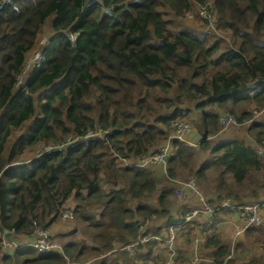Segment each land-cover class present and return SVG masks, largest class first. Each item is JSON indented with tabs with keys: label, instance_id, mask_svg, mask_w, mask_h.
<instances>
[{
	"label": "trees",
	"instance_id": "16d2710c",
	"mask_svg": "<svg viewBox=\"0 0 264 264\" xmlns=\"http://www.w3.org/2000/svg\"><path fill=\"white\" fill-rule=\"evenodd\" d=\"M208 1L13 0L1 11L0 238L8 232L17 242L31 240L37 226L47 229L60 220L69 210L70 197L80 208L75 211L79 212L77 218L88 219L82 221L86 226L95 225L89 228L87 242L76 234L75 241L64 245L72 264H94L90 257L110 252L115 239L121 249L137 243L140 235L148 233L142 230L146 219L167 214L168 226L173 221L166 200L170 192L159 193V208L150 207L145 199L156 190V180L145 168L123 165L116 172L107 168V174L113 173V197L104 201L94 193L104 179L105 158L116 163L117 156L135 161L158 149L172 134L177 116L191 109L202 116L205 139L199 141L201 152L210 150L212 155L192 175L203 179L206 170H219L218 187L233 196L228 199L234 205L247 203L239 202L241 198L231 188L228 191L227 173L235 187L256 186L251 190L264 191V174L259 178L264 157L255 150L264 147V121L246 126L247 139L219 141L214 148L208 142L220 131L222 112L232 113L238 125H243L251 119L252 104L264 107V0H212L219 28L229 30L233 38L232 48L225 52H220L223 49L217 42L185 30L170 31V22L163 17L165 13L180 17L190 2L205 5ZM49 18L52 44L46 59L31 72L24 90L17 92L26 55L36 46ZM68 33L76 35L73 42ZM30 120L32 125L23 133ZM109 128V143L95 138L62 150L55 147L72 133L80 136ZM16 131L21 134L11 143ZM171 143L174 153L168 158L167 175L161 179L164 183L180 175V167L183 172L191 170L188 165L194 157L182 142L173 139ZM41 145L38 157L20 160L28 149ZM48 146L52 149L46 150ZM154 173L157 175L156 170ZM128 195L137 203L133 210L126 208ZM253 196L258 199L259 193ZM222 200L207 203L214 207ZM102 203L108 211L99 213L98 220L83 214ZM231 215L237 217L228 210L216 214V224H225L220 218ZM230 225L233 236L236 228L232 222ZM243 225L241 221L239 227ZM251 228L256 226L248 230ZM202 229L204 244L198 245L209 251L206 264H232L228 244L205 225L197 233ZM190 230L191 241L197 233L190 234ZM122 255L140 261L148 256V261L153 259L152 249L140 258L137 252L126 250ZM178 262L176 253L174 263ZM257 263L252 258L240 264ZM0 264L67 263L58 253L36 254L32 247L9 252L0 246Z\"/></svg>",
	"mask_w": 264,
	"mask_h": 264
},
{
	"label": "rangeland",
	"instance_id": "374dc122",
	"mask_svg": "<svg viewBox=\"0 0 264 264\" xmlns=\"http://www.w3.org/2000/svg\"><path fill=\"white\" fill-rule=\"evenodd\" d=\"M88 1V0H87ZM210 7L212 8V0H210ZM161 9V8H160ZM203 13L206 18H203L200 13ZM164 19L169 20V30L172 32L179 31V30H185L190 34H193L198 37H203L207 39L210 43L217 42L221 49L220 52H225L232 48V42L233 38L230 31H215L213 28L215 26V20L214 16L208 13L207 11H203V8L201 5H198L194 2H190V8L186 9L184 13L180 17L173 16L171 14L165 13L163 16ZM50 18L45 22L43 28L42 34L39 36L38 41L36 43V47L29 53V56L27 58L28 62H32L35 58L36 51H38L39 47L41 46V43H39V39H44L46 35L48 37L52 36L51 33L48 32ZM250 111V117L251 119L248 122H245L243 125H230L227 126L225 124L224 127L220 126L219 133L214 136L213 138H208V142L211 147H215L217 145V142L223 141V140H229L232 138H243L247 139L248 136L246 135L245 129L246 126L252 122L255 121H264V107H257L256 105H251L249 107ZM263 110V112H261ZM256 112L254 115L253 112ZM226 114V113H225ZM33 120H30L27 125H24V129L22 130L23 133L32 125ZM178 123H180L182 126L189 127V133H184L181 137H178L176 135V131L173 128V132L170 135L173 139L178 140L179 142H182L185 146L189 147L192 152L194 153L193 159L189 162L188 168L191 170H186L183 172L182 168H178L179 174L175 177H172L168 179L166 183L162 182L161 179L166 177L167 175V169L165 170H159L155 169L157 171V175H155L154 170H148L150 171V176L152 178H155L156 180V190L153 191V193L145 199V202L152 208H159L158 203L159 202V193L166 190L169 191L170 194L166 198L168 202L170 203L169 206V215L171 216L172 220L174 218H180L182 215H179L181 211L185 210V205H181L180 202H190L191 206L195 209L200 208L197 207L196 202H206L207 200H212L213 202H218L222 199L226 198H232L233 196H227L226 195V189H220L218 187V178H217V172L219 170H212L208 169L205 171V177L203 179H197L195 176L192 175V172H194L196 169L203 168L205 164L210 162L212 155L209 152H201V148L199 144H197V140L200 139L202 135V120H201V114L200 111L191 109L188 111L187 114L185 112L181 117L178 119ZM27 127V128H26ZM20 131H16L15 134L11 136V143H14L17 138L20 135ZM72 136H69L64 141L61 140L60 143L57 144V146H61L65 148L68 144L72 143ZM170 141L164 142L163 146H160L158 149L164 147L165 145L169 146L171 149V153L173 155L174 153V147ZM44 147V145L39 146L38 148L34 147L32 150L28 149L21 157L20 160H26L29 162L30 159L34 158L37 155V152H41V150ZM40 148V149H39ZM37 149V150H36ZM36 150V151H35ZM255 150L257 151L258 155L260 157H264V154L260 155L259 153L264 150V147L261 148L259 146H256ZM155 151V150H153ZM171 155V156H172ZM119 157V161L113 162L109 158L104 159V165L102 170V177L104 178L101 183V188L99 191L94 193V196H101L104 201H107L111 199V188H112V179H113V173L109 171L107 168H111L112 170L122 168V166L125 164V162H131L130 160H124ZM264 166V165H263ZM182 173V174H181ZM219 173V172H218ZM264 174V169H262L259 173V178ZM226 182H227V188L228 191L231 190L233 193H235L237 196L241 198L239 202H246L251 203L259 200H264V191H258L251 190L252 188L256 186H243V187H235L233 185V179L231 178V175H228V173L225 176ZM119 182V180L116 182ZM183 188V189H182ZM259 193V198L256 199L253 196V193ZM186 193V194H185ZM252 195V196H251ZM130 195L125 197V205L126 208L133 210V208L136 206L135 200L130 199ZM113 197V196H112ZM238 200V199H237ZM75 198L70 197L67 202V208L73 212L72 219L62 220L61 217L60 220L56 221L54 224L50 226V228H47L46 231L51 236V241L55 244L56 249L55 253H58L61 257H63L66 260L67 264H72L70 261L67 260L66 254L63 252L64 245L68 242L75 241L76 234L80 235V238L86 242L89 240L87 238V234L89 233L90 226L94 227V224L88 225L86 221L88 219H78L77 214L79 212L77 209L79 208L78 203L74 202ZM165 202V199L163 200ZM96 206V205H95ZM92 208V212L89 210H86L83 212V214L86 216H93L96 220H98V214L105 213V205L102 203L99 206ZM80 210V208H79ZM159 215V214H158ZM167 219L168 215L163 214L159 215L155 218L150 219V222H147L144 224L142 230H147V235H140V238H144L145 242L141 245L140 248H135L132 250L131 246H128L124 249L120 248V244L116 242V239L113 242V249L110 252H106L98 257H90V263L98 264L100 261H105L106 264H154L152 260H155L157 264H166L167 262V255H168V249L164 247V245L159 244L160 239L164 236H166V228H167ZM194 221L192 223L185 224L182 229L178 230L176 233V238L174 242V250L175 253H178L179 262L178 264H192V260H198L197 264H206L207 260L209 259V251L205 250L200 247V245L204 244L205 234L204 232L200 231L197 233V230L204 226L205 223V216L200 211L197 214H190V218ZM220 220L225 221L226 223L223 225H220L216 230V234L218 236H221L224 240L225 244H228V247L230 249L229 257L232 258L233 263L232 264H240L245 261H249L250 259L254 258L258 260L257 264H262V261L264 260V223H262L261 226L257 228H251L250 230H244V232H241L240 234H237V231L235 230L233 232L232 236V226L230 225V222L238 221V218L234 215L227 216V217H221ZM240 224L238 221L236 225ZM190 230V234L197 233L196 237H201L199 242L202 243L198 245L197 247L194 246L193 240L195 239V236L191 239V241L188 239V231ZM242 229V228H240ZM239 229V230H240ZM75 230V231H74ZM38 231V229L34 230L32 233V236ZM75 232V233H73ZM143 232V231H142ZM201 233V234H200ZM67 234V235H66ZM22 240V239H20ZM92 240V239H90ZM135 246V245H133ZM137 247V246H135ZM149 249H152V255L153 259L151 261H148V258L142 259H136L135 257L131 256H123L122 251L126 250L129 254H133L134 252H137V258L142 257L143 253H147ZM141 255V256H140ZM228 257V258H229ZM189 258V261L188 259ZM169 260V259H168ZM74 264V263H73ZM168 264V262H167ZM175 264V263H173Z\"/></svg>",
	"mask_w": 264,
	"mask_h": 264
},
{
	"label": "clouds",
	"instance_id": "9594fccd",
	"mask_svg": "<svg viewBox=\"0 0 264 264\" xmlns=\"http://www.w3.org/2000/svg\"><path fill=\"white\" fill-rule=\"evenodd\" d=\"M202 6V8H203V11H207L208 13H210L211 15H213L214 16V20H215V26H214V30L215 31H225V30H222V29H220L219 28V26H218V20H217V15H216V12H215V10H214V8L212 7H210V1H208V2H206V4L205 5H201ZM204 18V17H203ZM68 37L70 38V40L73 42L75 39H76V35H73V34H70V33H68ZM44 38H46V44L45 45H42L41 44V46L39 47V49L38 50H43L44 52H45V54H44V59H43V61L41 62V64L39 65V66H41L42 65V63L45 61V59H46V54H47V50H48V48L51 46V44H52V39H50V37H48L47 35H46V37H44ZM64 38H66V34L64 35ZM202 38V37H201ZM40 41H41V39H39V43H40ZM36 47V46H35ZM34 47V48H35ZM33 48V49H34ZM32 49V50H33ZM31 50V51H32ZM30 51V52H31ZM29 52V53H30ZM29 53L26 55V59H25V73H24V82H23V84H20V85H17L16 84V91L17 92H19V91H23L24 90V88H25V85H26V81H27V79L29 78V76H30V74H31V72L34 70V69H36V68H38V67H34V68H27V58H28V56H29ZM46 90H49V89H46ZM226 113V114H225ZM183 114V111H182V113L181 114H179L178 116H177V119L173 122V127H174V129H175V131H176V135L178 136V137H181L185 132L186 133H189V127H187L186 128V126H182L180 123H178V119L181 117V115ZM200 114H201V112H200ZM229 116H231V117H233V119H234V123L232 124V123H230V124H228L227 126H230V125H238V122H237V120H236V118L234 117V115L232 114V113H230V112H228V111H224V112H222L220 115H219V117H218V121H219V125L221 126V127H224L225 125H224V123H223V120L224 119H226V118H228ZM201 118H202V116H201ZM98 130H100V131H102L103 132V135H96V136H94V137H92V138H86V134H87V132L84 134V135H74L73 133L72 134H70L69 136H72V143H70V144H68L66 147H68V146H70V145H73V144H76V143H79V142H82V141H86V140H90V139H95V138H100L102 141H104V143H109V141H108V139H109V135L111 134V131H112V129L111 128H109V129H106V130H101V129H97V130H95V131H92L93 133L94 132H96V131H98ZM202 134H203V131H202ZM69 136H66L65 138H63L62 139V141H64L65 139H67ZM201 138H204L205 139V136H202L201 135V137H200V139L199 140H197L196 142H197V144H199V141L201 140ZM166 140L164 141V142H166L167 141V143H168V141H170L169 143H171V141L173 140V138L172 137H166L165 138ZM61 142V141H60ZM59 142V143H60ZM172 144V143H171ZM57 145V144H56ZM55 145V146H56ZM163 146V145H162ZM160 147V146H159ZM158 147V148H159ZM164 148H166L167 149V151H168V155H167V157H166V160H165V164H158V163H154V164H147V165H142V160L144 159V158H146V157H148V156H151V155H154V154H157V153H160V151L161 150H163ZM64 149V148H63ZM59 150V149H58ZM62 150V149H61ZM256 154L258 155V153H257V151H256ZM171 155H172V153H171V149H170V147L167 145H165L164 147H162V148H160V149H156L155 151H151V152H149V153H147V154H145V155H143V156H141V157H139L137 160H135V161H131V162H125V164H124V166H126V167H128V168H132V169H146V170H155V169H159V170H165V169H167V163H168V158L169 157H171ZM39 156V152H37V155L35 156V157H38ZM259 156V155H258ZM183 189V188H182ZM257 203H264V200H259V201H255L254 203H248V204H244V205H252V204H257ZM180 204L181 205H185V210L184 211H181L180 212V214L179 215H182L180 218H174L173 219V221L167 226V228H166V236H164V237H162L161 239H160V242H159V244H162V245H164V247L165 248H167L168 249V255H167V262L168 263H170V261H172V263H170V264H173L174 263V255L176 254L175 253V250H174V242H175V238H176V233L178 232V230H180V229H182V227L185 225V224H188V223H192L194 220L193 219H189L190 218V214L193 212V210H194V208L191 206V204H190V202H180ZM66 211H69V212H71V214H72V217H73V212L71 211V210H66ZM236 216H237V218H238V215L236 214ZM182 218V220H181V222H180V219ZM217 218V217H216ZM261 218H262V223H264V208H263V210H262V212H261ZM72 219V218H71ZM238 221L239 222H241L240 221V219L238 218ZM147 222H150V220L149 219H146V223ZM262 223L259 225V226H261L262 225ZM205 225V227L207 226V228L209 229V231H213V232H216L217 230V228L220 226H218L217 224H216V221H215V217H213V218H207L206 217V223L204 224ZM239 225L240 224H238V225H236V221H235V228H236V231H237V234H239L240 232H244V230H248L249 228H250V226L248 227V228H246V229H244L243 230V228L242 229H240V227H239ZM259 226H256V228L257 227H259ZM240 229V230H239ZM202 232H204L203 231V229H202ZM5 233V232H4ZM5 234H7L6 236L7 237H10L11 238V236H10V234H8V232L7 233H5ZM204 234H205V232H204ZM147 234H145V236H146ZM171 239V243H169L168 241ZM202 239V238H201ZM199 240H200V237H196L194 240H193V242H195L196 243V246L199 244ZM144 242H145V240H144V238H139V241L137 242V243H135V244H131L130 246H131V248H132V250L135 248V246H137L138 244H139V248L141 247V245L142 244H144ZM133 245H135V246H133ZM34 249V248H33ZM127 249V248H126ZM63 252H64V249H63ZM51 253H55V251H52ZM36 254H39V253H37V251H36ZM48 254V253H47ZM169 259V260H168ZM68 260V259H67ZM167 262H166V264H167ZM191 262H193L192 264H197V262H198V260H196L195 261V259L194 260H192Z\"/></svg>",
	"mask_w": 264,
	"mask_h": 264
},
{
	"label": "built area",
	"instance_id": "2783aa9c",
	"mask_svg": "<svg viewBox=\"0 0 264 264\" xmlns=\"http://www.w3.org/2000/svg\"><path fill=\"white\" fill-rule=\"evenodd\" d=\"M13 0H0V13L1 11L10 3H12ZM103 11L109 12L107 9H103ZM200 15L204 18L206 16L203 15L201 12ZM46 38L41 39L40 43L42 45L46 44ZM44 54L45 52L43 50H38L36 51V55L34 60L30 63L27 61V68H34L38 67L41 62L44 59ZM25 73V72H24ZM24 73L18 78L17 80V85L23 84L24 82ZM264 110V109H263ZM261 110V112H263ZM254 115L256 112H253ZM224 125H228L230 123H234L233 117L229 116L228 118L223 120ZM96 135H103V132L98 130L96 132L88 131L86 134V138H92ZM56 149H63L61 146H55ZM46 150L52 149L50 146L45 148ZM260 155L264 154V150H262ZM168 155V151L166 148L160 151V153L148 156L142 160V165H147V164H165L166 157ZM199 209L193 210L192 214H197L200 211L202 214H204L205 217L207 218H213L216 214L222 213L224 210L232 211L235 214L238 215V218L240 221L243 222V230L248 228L249 226H259L262 223V218H261V212L264 208V203H257V204H252V205H234L230 199L226 198L223 199L220 203L214 205V207L209 206L208 203L206 202H200V204L197 206ZM72 214L69 211H64L61 214V219L62 220H67L71 219ZM38 229L36 233L32 236L31 240H28L27 242H17L14 239H11L10 237H7L6 234L2 235L0 238V246H3L4 249L8 250L9 252H13L16 249H21V248H26V247H32L34 248L37 253L39 254H47L51 253L52 251H55L56 246L55 244L50 240L51 236L48 234L46 229L42 228L41 226H37L34 230ZM33 230V232H34ZM171 243V239L168 241ZM196 261V260H195ZM172 263V261H170ZM168 263V264H170Z\"/></svg>",
	"mask_w": 264,
	"mask_h": 264
},
{
	"label": "crops",
	"instance_id": "0c3cea01",
	"mask_svg": "<svg viewBox=\"0 0 264 264\" xmlns=\"http://www.w3.org/2000/svg\"><path fill=\"white\" fill-rule=\"evenodd\" d=\"M232 224L235 226V222H232ZM49 228H50V227H49ZM193 243H194V246L197 247V246H196V243H195V242H193Z\"/></svg>",
	"mask_w": 264,
	"mask_h": 264
},
{
	"label": "water",
	"instance_id": "95a60500",
	"mask_svg": "<svg viewBox=\"0 0 264 264\" xmlns=\"http://www.w3.org/2000/svg\"><path fill=\"white\" fill-rule=\"evenodd\" d=\"M6 231V230H5ZM7 235V234H6Z\"/></svg>",
	"mask_w": 264,
	"mask_h": 264
}]
</instances>
